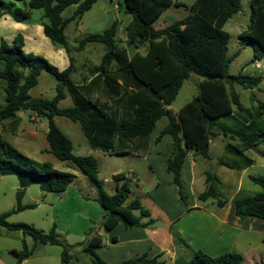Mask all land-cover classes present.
Masks as SVG:
<instances>
[{
  "label": "trees",
  "instance_id": "obj_1",
  "mask_svg": "<svg viewBox=\"0 0 264 264\" xmlns=\"http://www.w3.org/2000/svg\"><path fill=\"white\" fill-rule=\"evenodd\" d=\"M96 1L0 0V15H8L18 23L31 19L33 10H42L41 22L45 36L66 51L71 63L68 68L60 71L45 58L25 53L22 34L16 35L11 43L2 39L0 80L3 81L4 104L0 106V122L15 118L24 111L46 118L48 148L45 152L65 162L68 170H78L84 175L90 187L96 191L95 201L104 210V227L110 230L119 222L126 228L144 227L154 220L149 219L148 224H142L143 217L150 218L149 210L138 199L128 202L131 194L130 178L125 173L114 175L116 191L113 194L106 192L104 182L98 177L97 159L93 155H75L72 141L57 126L55 117L63 116L77 122L91 149L126 156L145 152L150 134L161 118L167 116L169 124L161 131L158 139L166 134L173 139L167 171L173 174L179 199L186 205L187 196L183 191L181 171L190 153L195 157L210 159V139L214 134L238 140L237 144L229 143V146L239 154L255 150L264 143V101L258 102V114L251 113L244 107L234 88L235 84L245 89L257 88L263 76L229 74L230 65L241 49L233 55L228 54L230 34L223 28L233 15L241 11L242 0H195L186 17L159 29L154 27V23L165 9L180 4L173 0H123L120 6L132 15V21L126 27L125 42L118 36L119 23L112 21L103 31L83 37L76 46L77 51H80L88 43L102 44L105 53L93 73L106 74L115 66L123 79L125 74H132L135 78L134 86L145 88L144 93L127 99L124 113L119 116L106 105H100L82 94L71 78L73 58L65 30L71 22L79 23ZM17 2H24L26 7H18ZM74 4L78 6L73 16L63 19L62 12ZM251 7L250 23L239 34V40L242 45L253 49L255 59L264 61V0H251ZM128 48H143V53L138 50L131 55ZM43 71L49 72L59 82L57 93L48 100L30 95V90L38 84ZM191 74L203 78L199 84V94L175 113L170 106ZM66 89L73 106L61 108L59 104L66 97ZM224 117H231L241 125L232 127L221 123L220 119ZM219 163L233 167L223 160H219ZM71 171L55 169L49 162H38L0 138V177L14 175L19 181L17 204L0 214V227L21 231L23 236L33 239L32 247L27 245L24 238L22 248L11 251L16 257L15 264H22L32 256L39 244L60 246L61 264H69L72 259H77L78 253L86 255L93 264H108L97 253V248L102 244L99 238H90L72 246L60 239L56 224L46 232L32 224L9 221L12 215L37 207L35 203H22L28 187L38 185L44 192L63 194L77 180L78 176ZM250 179L261 187V191L253 196L236 199L235 214L264 220V176L250 175ZM214 181H219L216 175L207 172V186L198 200L205 202L214 199L219 206H223L224 201L219 198L220 191ZM136 211L139 215H136ZM146 257L143 255L127 259L120 264H164L158 261L159 258L148 260ZM188 264L245 263L243 256L237 253L214 257L197 251Z\"/></svg>",
  "mask_w": 264,
  "mask_h": 264
},
{
  "label": "crops",
  "instance_id": "obj_2",
  "mask_svg": "<svg viewBox=\"0 0 264 264\" xmlns=\"http://www.w3.org/2000/svg\"><path fill=\"white\" fill-rule=\"evenodd\" d=\"M112 3L113 8H111ZM77 6L74 4L65 9L61 14L62 18H71ZM120 10L125 13L123 16ZM94 11H96L97 16L93 18L91 13ZM116 11L119 14L112 21L119 23V33L121 34L122 41L125 42L127 39L126 27L132 21V17L130 18V14L126 13L120 4H114L113 0H110V6L104 1L97 0L91 9L83 15L79 23L74 22L75 27L73 31L79 30V27L83 28L87 25H93L95 26L94 30L88 32H101L107 24L109 25L112 22L110 21L111 15ZM10 18L8 15H3L0 19V24L1 20H3L5 25L10 24V26L15 28L16 26L13 22H10ZM16 23L19 25L14 31L23 35L25 42L24 49L33 50V47L27 48V41H32L36 36L42 42L47 41V37L43 32V26L33 27V25ZM15 36L11 34L4 39L8 43H11ZM75 42L76 45L70 46L71 51L74 48L80 55H84L90 48L97 47L101 49V55L97 61L91 56H85L78 62L71 53L73 58L71 74L73 83L78 86L82 94L93 101L99 102L100 105H106L110 111L122 116L127 105V99L135 94L144 93L145 88H136L134 86L135 78L132 74H125L123 79L121 72L115 66H112L106 74L99 75V73H93L94 68L101 62L102 56L105 53V47L99 43H88L83 50L77 51L76 46L78 41L75 40ZM99 45H102V47ZM56 49V54L62 57L60 60L61 65L57 68L60 71L65 70L71 65L69 55L63 48ZM141 49H133L132 54L138 50L141 52ZM53 55L51 53L48 56L51 57ZM51 58L55 62V57ZM2 85L3 82L0 83V106L4 104ZM24 113H28L29 117L33 119L32 113L24 111L18 113L15 118L5 120L0 122V124L13 125V129H19L20 120ZM159 122L162 124L158 128ZM159 122L150 134L147 150L140 154L131 153L126 155V157L130 158L128 162L129 172L126 174L120 169L112 173V177L125 173L130 178L131 194L128 202L138 199L141 205L149 210L150 218L143 217L141 219L142 224H148L149 219H153L154 222L144 227L132 228H126L123 223L119 222L110 230H107L102 221L105 214L104 210L95 201V189L91 188L88 183L85 186L79 185L78 181L81 178L76 174L78 177L75 183L69 185L63 194L52 193L49 196V201H47L52 208V218L54 217V220L56 219L58 222L57 232L66 233L65 243L75 246L87 239L99 238L102 240V244L97 248V253L108 264H120L127 259H136L143 255H146L148 260L159 258L158 261L164 264H188L194 252L197 251L214 257L225 253H237L243 256L245 264H264V220L251 216H237L234 209V201L236 199L253 196L261 191L260 189V191L258 190L246 196L239 195L247 168L255 164V160L247 156V153L253 150L241 154L246 158V163L248 164L247 168H243L241 172L236 163H230L220 157L216 159L219 165H221L219 160H223L232 164L233 167L224 165L228 169H235V172L238 169L235 191L230 200H224L223 206H219L214 199H209L205 202L198 200V196L205 191L207 186L206 177L208 171L204 169V163L213 161L211 149L214 141H218L222 137L226 147L234 151L229 146V143L234 145L237 144L238 140H232L221 134H214L210 139V159L195 157L190 153L185 159L181 171L183 191L187 196V204L184 205L179 199L177 186L173 183V174L167 171V160L172 152L173 139L167 134L158 139L161 131L169 124V118L164 116ZM41 125H43L42 120ZM1 136L3 135L0 134V138ZM44 136L46 137V132H44ZM8 141L10 140L8 139ZM89 149L87 151L82 150L78 155H83L84 153L91 155L96 152L109 154L93 150L90 146ZM260 156L263 157L262 154ZM136 162L141 163L143 171L137 166L138 163ZM227 176L232 175L228 173ZM4 177H0V181H3ZM229 179L230 177H227V180ZM113 181L114 187L109 192L110 194L116 191L117 181L114 178ZM214 182L221 184V181ZM44 198L41 201L42 203L45 202L47 196H44ZM215 204L217 208H215ZM39 205L41 203H38L37 207ZM136 215H139L138 211H136ZM175 233L177 234L176 237ZM25 240L28 245L27 238ZM14 249L10 248L9 252L12 253L11 251ZM32 256L24 260L22 264H26ZM0 264L8 263L4 262L0 257ZM59 264H61V257ZM69 264L93 263L86 255L78 253V258L72 259Z\"/></svg>",
  "mask_w": 264,
  "mask_h": 264
},
{
  "label": "rangeland",
  "instance_id": "obj_3",
  "mask_svg": "<svg viewBox=\"0 0 264 264\" xmlns=\"http://www.w3.org/2000/svg\"><path fill=\"white\" fill-rule=\"evenodd\" d=\"M10 1V0H4ZM107 3L110 6V0H101ZM114 4H122L123 0H113ZM177 2L178 6L171 5L169 8L165 9L162 16L155 22L156 28H162L174 23L177 20H180L186 17L190 13V5L195 0H173ZM17 6L21 8H25L26 5L24 2H17ZM113 8V3L111 5ZM123 11L120 10V13ZM42 10H33L31 19L23 22L27 25H33V27L42 26V22L40 17L42 15ZM252 13L251 0H242V9L239 13L232 16L231 19L225 24L224 30L230 34L229 40V55H233L237 50L241 49L240 54L234 59V61L230 65L229 74L237 75L239 73H246L254 76H263V81L261 84L254 89H245L240 85L235 84L234 88L240 95V100L245 108L249 109L251 113L258 114L257 105L258 102L264 101V61L255 59L254 51L250 46L242 45L239 40V34L247 28L250 23V16ZM92 17H96V11L91 13ZM119 12H113L111 15L110 21L115 18ZM3 15H0V19ZM130 18L132 15H129ZM10 17V16H9ZM10 22L15 24V28L13 26L5 25L3 20H1L0 24V42L2 39L9 35H18L19 33L15 32L14 29H17L18 25L12 18H10ZM109 21V22H110ZM108 25V24H107ZM107 25L103 28L105 29ZM75 27V23L69 24L66 35L68 40V46L76 45L75 40L79 41L88 33V31L94 30L95 26L87 25L86 27H79V30L73 31ZM119 33V38L122 41V38ZM5 40V39H4ZM78 43V42H77ZM53 46V48H52ZM96 46V45H95ZM102 47V45H99ZM33 47L32 51L27 49L23 50L25 53H32L34 55H39L46 60H48L52 65L56 67H60L61 56L56 54V48H62L60 45L54 44L47 38V41L42 42L37 36L34 37L32 41H27V48ZM71 48V47H70ZM55 53H54V52ZM133 49L130 50V54L132 55ZM53 53L55 57V62L48 55ZM73 57L80 62L81 58L85 56H91L94 60L97 59L101 55V49L97 47H92L87 51L84 55H80L79 52H76L74 48L71 51ZM141 53H143V49H141ZM253 60V61H252ZM59 61V62H58ZM203 81V78L196 75L191 74V76L184 81L175 101L172 103L170 108L173 112L177 113L186 103L190 102L195 96L199 94V84ZM3 82L0 80V83ZM59 82L56 78L51 75L47 71H43L39 76L38 84L30 90V95L34 98L40 99H52L57 93L56 87ZM67 92V97L63 99L59 107L68 108L73 105L72 99ZM1 102V99H0ZM255 110V111H254ZM33 115V119L29 117L28 113H24L21 117V124L18 127L19 129H13V125H3L0 124V134L3 135L1 138L3 140L8 141L14 147H16L21 153L26 156L38 161V162H49L53 165L55 169L62 171H71L68 170L66 163L59 161L56 157L48 152H45V149L48 148V143L46 141V137L44 136V132H47L48 129V120L46 118L38 117L35 114ZM249 115V114H248ZM41 120L43 125H41ZM55 122L57 126L71 139L73 143V152L75 155L81 153L82 150H90L89 144L87 142L86 137L84 136L82 130L80 129V125L77 122H73L70 119L63 116H56ZM163 122V121H162ZM220 122L231 125L232 127H239L241 123L238 124L231 117H224L220 119ZM162 123H158V128ZM16 134V135H15ZM214 141V140H213ZM259 150V152H258ZM261 152V153H260ZM84 153L83 155H86ZM263 155L260 156V155ZM93 155L99 164V173L98 177L100 180L104 181V189L106 192H110L114 187V181L112 177V173L117 170H123L126 174L129 172L128 162L130 161L129 157L126 156H116L109 155L96 152ZM211 155L213 157V161H209L204 163V169L208 172L216 175L220 183H216V187L220 191V199L222 201L230 200L233 192L235 191V187L237 184L238 178V169L240 172L243 168H247L246 158L226 147V144L222 140V137L218 139V141H214ZM248 157H251L255 160V164L251 167H248L245 173V178L243 179L242 190L239 195L246 196L251 195L252 193L260 191V186L255 184L251 179L252 176H264V143H261L258 146V149L250 151L247 153ZM220 157L225 161L230 163H236L238 169H228L224 165H219L216 162V159ZM138 163V167L143 171V167L141 163ZM75 174H78L81 178L78 181L79 185L85 186L87 179L82 175V173L78 170H72ZM139 174V172H137ZM230 173L232 176H227ZM227 177H230L227 180ZM224 179V180H223ZM19 188V181L16 176L10 175L5 176L3 181H0V214L9 211L14 208L17 204L16 200V191ZM52 193L43 192L38 185L30 186L25 196L22 198L23 204L30 203H38L39 205L35 209H27L20 213L13 215L9 221L12 223H28L32 224L38 229H42L44 231H49L54 224L58 227V222L54 217L52 218V208L50 206L49 196ZM44 196H47L45 202H41L44 200ZM211 205V204H210ZM215 208H217L215 204ZM59 237L61 240L65 242L66 233L59 232ZM27 238L28 245L31 247L33 244V239L30 236H23L21 231H13L4 227H0V257L6 263H16V257L9 252L10 248L21 249L22 248V240ZM72 241V240H71ZM62 248L57 245H38L36 252L33 256L28 260L26 264H59V259L61 256Z\"/></svg>",
  "mask_w": 264,
  "mask_h": 264
},
{
  "label": "bare ground",
  "instance_id": "obj_4",
  "mask_svg": "<svg viewBox=\"0 0 264 264\" xmlns=\"http://www.w3.org/2000/svg\"><path fill=\"white\" fill-rule=\"evenodd\" d=\"M62 194V193H61Z\"/></svg>",
  "mask_w": 264,
  "mask_h": 264
}]
</instances>
